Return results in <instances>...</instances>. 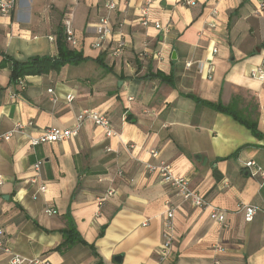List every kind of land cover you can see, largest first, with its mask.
<instances>
[{
	"label": "crops",
	"instance_id": "0c3cea01",
	"mask_svg": "<svg viewBox=\"0 0 264 264\" xmlns=\"http://www.w3.org/2000/svg\"><path fill=\"white\" fill-rule=\"evenodd\" d=\"M108 1L19 0L0 12V62L58 56L66 19L77 39L70 47L84 57L16 80L11 61L0 66V133L24 124L0 147L1 238L11 248H0V264L17 254L52 264H264V178L244 166L254 160L264 169V80L251 74L264 63L262 0H157L148 26L142 0H114L110 12ZM107 14L113 33L97 47L96 24ZM119 41L125 45L116 53ZM191 95L256 120L263 137ZM83 109L107 114L115 134L86 119L75 137L31 144L48 127L73 126ZM161 160L225 209L227 226L147 167ZM242 204L259 207L252 221ZM170 208L175 242L163 258ZM69 221L75 240L55 249Z\"/></svg>",
	"mask_w": 264,
	"mask_h": 264
},
{
	"label": "built area",
	"instance_id": "2783aa9c",
	"mask_svg": "<svg viewBox=\"0 0 264 264\" xmlns=\"http://www.w3.org/2000/svg\"><path fill=\"white\" fill-rule=\"evenodd\" d=\"M19 0H0V12L2 14H8L11 10L15 9ZM157 0H142V3L139 7L140 12V19L141 23L145 26H148L150 22L149 13H150V7L153 3H155ZM196 0H186L187 4H194ZM106 8L108 12L112 11L116 8V2L114 0L108 1L106 3ZM259 10L264 13V0L261 1ZM216 10L213 11V15H216ZM210 26H215V22L211 21ZM153 25L164 32H169V26L163 25L161 21L156 20L153 22ZM64 31L66 33V38L69 41V43L76 45L77 39L75 38L74 31L71 25V22L69 19H66L64 21ZM96 31L98 34V39L95 42V46L99 47L101 46V41L105 39L108 35H111L113 33V28L110 24L109 15L102 16L99 20V22L96 24ZM51 39H54L52 36ZM125 45L124 41H119L116 53L121 51L122 47ZM212 51L216 52L217 48L213 47ZM160 52L157 54L159 55ZM252 76L257 77L261 80H264V63L258 66H254L251 71ZM52 92V89H50ZM74 99L73 94L67 95V100ZM86 119H92L96 124L101 125L104 127L106 135L112 136L115 134V129L112 126V122L110 117L105 114L101 113L99 111L93 110V109H83L81 113L77 117L76 123L68 128H60L56 126L48 127L41 135L37 137H31V144L37 145L40 143H46V142H55L60 141L64 139H68L71 137H75L79 134L81 127L83 126V123ZM24 127L23 123H17L15 128L6 131L4 133H0V147L2 142L8 141L12 138L14 133L16 131L22 130ZM150 154L152 157H158L159 151L157 149H150ZM41 162H37L35 164V169L38 171L40 170ZM245 168L249 170V172L252 175H261L264 178V169L261 166H258L257 163L254 160L247 161L244 163ZM147 167L150 170H158L159 176L163 182L170 185L171 188H173L178 195H180L184 200L190 201L194 206L200 207L202 209H210V217L213 220L219 221L223 224V226H227V211L225 209L212 206V203L207 199L204 195L200 194L196 189H194L191 186L190 179L186 176L176 175L173 172V168L171 164L168 161L161 160L159 164L155 165L150 162H147ZM35 180V179H34ZM3 182V178L0 175V184ZM41 191L46 190V185L42 184L40 186ZM113 194V190H110L107 192V194L102 197L99 201L100 204L107 198V196H110ZM240 210L244 214V218L246 221H252L256 214L259 212V207L251 204H242L240 206ZM45 212L48 214H53L56 212L55 209L52 207H48L45 209ZM174 209L170 208L167 212V216L164 222V230H163V241L161 244L162 248V256L163 258L168 257L172 253L173 245L175 242L174 239ZM3 234L2 228H0V248L10 252L11 248L6 245L1 238V235ZM220 251H222V248H219ZM10 264H52L47 259H42L40 257H34L30 259H26L20 255H14L11 260Z\"/></svg>",
	"mask_w": 264,
	"mask_h": 264
},
{
	"label": "trees",
	"instance_id": "16d2710c",
	"mask_svg": "<svg viewBox=\"0 0 264 264\" xmlns=\"http://www.w3.org/2000/svg\"><path fill=\"white\" fill-rule=\"evenodd\" d=\"M57 44H58V56L52 55H42V56H34L27 60H17L8 55L4 56L2 61L0 62V66L6 64V60L12 62L11 69V78L13 80L18 79L21 76L30 75V74H42L46 72H50L53 70H60L67 63H76L84 59L81 52L76 51L75 49L70 47V43L66 38V33L64 31V27L58 31L57 36ZM167 79L166 76H164ZM197 102L205 104L217 111L226 112L232 114L236 119L240 122L248 126L253 133L258 137H263V134L259 131L257 126V121L253 119H247L241 113L232 109L230 106H226L221 102L213 103L207 100H203L200 97L191 95ZM76 228L72 221H69V228L65 232V240L55 247V249H60L64 244H67L71 240H75ZM82 240V239H81Z\"/></svg>",
	"mask_w": 264,
	"mask_h": 264
},
{
	"label": "water",
	"instance_id": "95a60500",
	"mask_svg": "<svg viewBox=\"0 0 264 264\" xmlns=\"http://www.w3.org/2000/svg\"><path fill=\"white\" fill-rule=\"evenodd\" d=\"M115 259L120 260V259H121V255H117V256L115 257Z\"/></svg>",
	"mask_w": 264,
	"mask_h": 264
}]
</instances>
